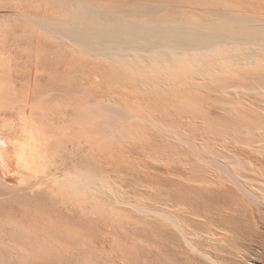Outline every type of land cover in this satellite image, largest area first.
Listing matches in <instances>:
<instances>
[{
    "label": "bare ground",
    "instance_id": "obj_1",
    "mask_svg": "<svg viewBox=\"0 0 264 264\" xmlns=\"http://www.w3.org/2000/svg\"><path fill=\"white\" fill-rule=\"evenodd\" d=\"M54 2L70 8L64 7L59 19L26 17V22L34 28L32 30L60 40L67 46L66 55L82 50L87 55L105 56L116 65L120 64L119 68L124 67L127 80H149L153 82L151 85L148 81L147 84L143 81V84L158 90L156 100L160 107L152 105L160 108L156 112H162L159 117H163L160 118L163 121L158 119L154 125L158 127L159 134L155 135L153 145L150 144L157 159L148 154L150 159L161 163L167 176L156 189V205L152 211L161 254L165 250L170 260L181 264H240V259L252 257H248V252L253 246L264 253V90L260 88L264 85V2L244 5L235 1L232 7L203 8L205 18L188 16L185 11L162 2L132 3L128 9L119 11L102 9L89 0ZM52 12L56 13L55 10ZM37 45L32 68L35 87L44 80L42 70L48 65L54 69L53 79L65 70L59 68L54 59L49 61L44 54L47 46L44 40ZM58 46L56 49L59 51L64 49ZM68 62L64 66L72 64L70 60ZM162 69L171 71V81L174 80L171 84L164 83ZM141 89L140 93L143 92ZM53 92L54 100L61 96L58 87ZM37 93L41 97L48 95L47 90ZM73 94V91H65L62 96ZM128 101L125 112L108 106L110 110L104 116L110 129L117 125V115H123L127 122L134 119L136 110ZM75 106L67 103L64 108L73 109ZM83 109L89 111L86 106ZM91 111L92 114L96 112L94 107ZM83 113L90 119V113ZM151 113L154 114L149 110ZM214 113L219 117L213 118ZM176 116L180 117L178 121ZM40 123L55 127L51 119H43ZM154 126L150 128L154 130ZM197 133H203L204 137L194 138ZM223 133L233 134L238 149L223 153L226 163L222 162V155V160L218 158L221 161L210 156L206 159L200 149L214 150ZM30 134L29 139L33 144L36 142V147L33 144L29 146L26 141L7 138L0 125V180L7 179L1 170L5 175L10 172L28 176L21 169H32L33 163L44 156H40L37 150L38 133ZM208 138L213 143L208 142ZM14 156L20 171L13 173ZM193 156L196 161H193ZM44 159L51 163L52 158L49 160L45 156ZM62 179H66L67 188L76 193L94 190L101 183L84 173L64 172L54 180L63 183ZM140 206L138 211L144 212L146 206L144 209ZM40 214V211L33 214V223L35 226L41 222L42 228L46 220L39 218ZM29 234L33 242L41 243L36 233L30 231ZM48 234L46 236L50 240ZM44 243L41 245L47 248ZM262 258L264 260V256Z\"/></svg>",
    "mask_w": 264,
    "mask_h": 264
},
{
    "label": "rangeland",
    "instance_id": "obj_2",
    "mask_svg": "<svg viewBox=\"0 0 264 264\" xmlns=\"http://www.w3.org/2000/svg\"><path fill=\"white\" fill-rule=\"evenodd\" d=\"M54 1L56 0H0V125L7 138L29 142V146L33 144L29 139V135H32L30 133L33 132L35 135L38 133L37 150L40 156L44 155L33 163L35 166L33 165L32 169L37 170L21 169L28 175L26 177L10 172L5 175L1 170L7 179L0 180V264H181L174 259L170 260L165 250L161 254L158 229L152 213L160 182L167 177L161 163L154 160L157 159L156 152L153 153V147H150V144L152 146L155 142V135L159 134L158 127L154 125H157L158 119L163 118L162 112H156L160 108H154L152 105L160 107L156 100L158 90L149 86L153 83L149 80L148 86L143 84L147 81L142 78L136 82L127 80L124 67L120 69V64L117 66L105 56L87 55L82 50H79V53L75 51L73 55H66L67 46L60 40L32 30L34 28L25 19L41 17L59 19L62 17L63 8H70ZM89 1L102 9L117 11L128 9L132 3L162 2L185 11L188 16L202 18H205L203 8L232 7L235 1L244 5H256V1L264 2V0ZM53 10L56 13L53 14ZM42 40L47 45L44 54L49 61L54 59L59 68L65 70L64 73L56 75L57 79H53L54 69L48 65L42 70L44 80L35 87V79L32 80L33 61L37 55V44ZM57 44L59 48L64 49L60 51L56 49ZM68 60L72 64L64 66L69 63ZM161 71V75L164 74L163 80L166 81L164 83L171 84L174 81L173 79L171 81V71L168 69ZM157 73L159 74L158 71ZM57 87L61 96H56L54 100L53 89ZM260 88L264 90V85ZM139 89L143 92L140 93ZM45 90L48 91L45 97L37 93ZM65 91H73L74 94L62 96ZM146 99L151 101V104ZM126 101L130 102L136 111L138 108V112L134 113V119L132 118L133 121L130 120L128 123L122 118L123 115H117V125L110 129L108 124H105L108 123V119L104 114L110 110L109 107H116L125 112ZM213 101L214 99L211 100V104ZM67 103L76 106L73 109H65L64 105ZM85 106L89 111L83 109ZM92 107L96 110L93 114ZM149 110L157 113V116L149 114ZM82 112L90 113V119ZM213 116L219 117L217 113ZM179 118L176 116L175 120L178 121ZM43 119H51L55 127L40 123ZM143 121L146 126L142 125ZM161 121L163 120L160 119L159 122ZM153 126L157 131L154 129V132L150 128ZM199 133L194 138L203 136V133ZM233 137L231 133H223L219 136L218 143L217 141L215 143L214 150L220 148L219 152L204 147L205 149H200L201 154L206 159L210 156L214 160L216 158V161H221L222 158L224 160L223 153L234 152L237 148ZM223 139L227 141L223 142ZM34 144L33 147H36V142ZM148 152L153 159H150ZM211 152H214L213 156ZM45 156L49 160L52 158L51 163L44 159ZM194 158L196 157H192L193 161H196ZM223 160V163L227 162ZM17 165L14 156L13 173L20 171ZM56 171H59L60 176L64 172L92 175L101 183L94 190L72 192L65 185L68 182L66 179H62L64 184L55 182L54 179L60 177ZM136 204L139 205L135 206ZM139 206L141 209L146 206L145 211H138ZM38 211L42 212L39 218L46 220L42 228L49 224L45 227L47 230L41 228V222L34 226L33 214L37 215ZM50 220L53 223L50 224ZM30 231L38 235L41 243L30 239ZM20 233L19 238L17 235ZM46 238L50 242L45 240ZM52 239L56 240L57 246ZM42 241L49 247V252L48 247L44 248L45 246L41 245ZM33 244L34 247L31 246ZM255 247L248 252V257L252 256L253 259L250 257L240 259L238 262L259 264L257 260H260V263H264L263 250L257 248V251Z\"/></svg>",
    "mask_w": 264,
    "mask_h": 264
}]
</instances>
